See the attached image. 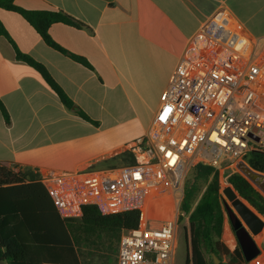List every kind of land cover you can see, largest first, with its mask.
Instances as JSON below:
<instances>
[{
	"label": "crops",
	"instance_id": "0c3cea01",
	"mask_svg": "<svg viewBox=\"0 0 264 264\" xmlns=\"http://www.w3.org/2000/svg\"><path fill=\"white\" fill-rule=\"evenodd\" d=\"M15 4L73 18L79 26L55 23L49 34L89 64L50 47L21 14L0 8V21L11 39L0 34V99L11 119L6 124L0 112V163L39 177L45 172L123 165L128 160L125 146L148 130L181 57L213 16L229 29L264 41V0H15ZM17 51L43 65L98 124L67 109L41 74L17 58ZM129 127L136 132L125 136ZM240 175L264 197V173L250 168ZM224 200L258 247V255L246 264H264V215L253 212L232 190H224ZM188 226L189 219L185 239ZM101 235L113 240L101 252L106 258L97 261L118 264L121 234ZM91 239L77 243L81 264L79 246ZM221 241L231 252L239 245L225 212Z\"/></svg>",
	"mask_w": 264,
	"mask_h": 264
},
{
	"label": "built area",
	"instance_id": "2783aa9c",
	"mask_svg": "<svg viewBox=\"0 0 264 264\" xmlns=\"http://www.w3.org/2000/svg\"><path fill=\"white\" fill-rule=\"evenodd\" d=\"M219 22L190 43L150 127L125 146L123 165L39 177L65 218H81L86 206L102 215L140 212L139 226L121 232L118 264H175L179 223L189 219L188 174L214 168L222 201L224 190L234 191L227 175L264 154V41Z\"/></svg>",
	"mask_w": 264,
	"mask_h": 264
},
{
	"label": "trees",
	"instance_id": "16d2710c",
	"mask_svg": "<svg viewBox=\"0 0 264 264\" xmlns=\"http://www.w3.org/2000/svg\"><path fill=\"white\" fill-rule=\"evenodd\" d=\"M0 8L18 12L47 45L89 65L84 58L61 47L49 34V28L55 23L79 26L70 16L55 10H25L18 7L15 0H0ZM0 34L11 40L1 21ZM17 58L41 74L67 109L86 121L98 124L67 96L43 65L19 51ZM0 112L5 123L10 124V115L1 99ZM248 163L253 170L264 173L263 153L250 154ZM192 171L182 203V210L189 214L186 238L188 255L185 264H217L214 257L219 260L218 264H246L240 245L231 252L221 241L224 212L218 172L203 165L196 166ZM227 181L240 201L248 203L257 213L264 215V197L246 178L232 172L227 175ZM52 211L53 219L50 214ZM140 217L138 210L102 215L96 207L86 206L80 219H63L39 176L29 172H15L0 163V262L81 264L76 249L80 239L100 234L120 236L122 230L138 227Z\"/></svg>",
	"mask_w": 264,
	"mask_h": 264
},
{
	"label": "rangeland",
	"instance_id": "374dc122",
	"mask_svg": "<svg viewBox=\"0 0 264 264\" xmlns=\"http://www.w3.org/2000/svg\"><path fill=\"white\" fill-rule=\"evenodd\" d=\"M220 9H222V8H220ZM222 11H224V10H221L219 13L222 14ZM216 17L217 16H213L206 23H208V22L212 23L213 21H217V20H218V22L219 21L221 22V18L218 17L219 19H217ZM222 22H225V21H222ZM135 132H136V129L129 127L127 129V131L125 132V136L126 135H128V136L132 135ZM116 165L117 166H121L122 163L120 162L119 164H116ZM192 172L193 171H191L188 174V176L186 178V181H185V186H186L188 180L190 179V177H192ZM222 206H223V210L225 212L226 217L229 218L228 211H227V204H226V202L224 200V197H222ZM249 207H251V206L249 205ZM251 209L253 210V212H255L258 215V213L252 207H251ZM183 212L187 215V213L185 211H183ZM186 221H187V219L184 217L183 220L179 223L178 249H177L175 264H185L186 258H187V255H188L187 243H186V239H185V236H184L185 233H187V229L185 227ZM91 238H92L91 240H83V242L79 246L80 247L79 251H80L81 259H82L84 264H100L99 261H97V258H100V257H102V258L105 257L106 258V254L105 253H101V252H106V248L110 247L108 240H110V239L113 240V238L112 237H108L107 235H104V237H102L101 234L97 235V236H94V237H91ZM255 238H256L257 241L260 240V237L258 238L256 235H255ZM102 239H103V241H102ZM114 243H115V240H114Z\"/></svg>",
	"mask_w": 264,
	"mask_h": 264
},
{
	"label": "water",
	"instance_id": "95a60500",
	"mask_svg": "<svg viewBox=\"0 0 264 264\" xmlns=\"http://www.w3.org/2000/svg\"><path fill=\"white\" fill-rule=\"evenodd\" d=\"M228 215L230 217L232 226L235 230V234L237 236L239 245L242 249V252L244 254V257L246 261H251L253 258H255L258 253V247L250 235V233L247 231V229L243 226L241 220L236 216V214L227 207ZM217 260V259H216ZM219 262V260H217Z\"/></svg>",
	"mask_w": 264,
	"mask_h": 264
},
{
	"label": "snow or ice",
	"instance_id": "6c2138e0",
	"mask_svg": "<svg viewBox=\"0 0 264 264\" xmlns=\"http://www.w3.org/2000/svg\"><path fill=\"white\" fill-rule=\"evenodd\" d=\"M162 119H163V117H162Z\"/></svg>",
	"mask_w": 264,
	"mask_h": 264
}]
</instances>
